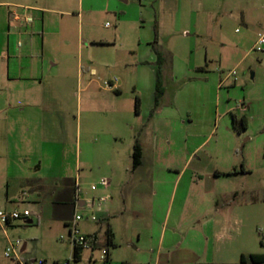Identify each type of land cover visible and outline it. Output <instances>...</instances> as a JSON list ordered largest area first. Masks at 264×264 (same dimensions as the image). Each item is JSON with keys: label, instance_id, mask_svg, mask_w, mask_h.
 <instances>
[{"label": "rangeland", "instance_id": "obj_1", "mask_svg": "<svg viewBox=\"0 0 264 264\" xmlns=\"http://www.w3.org/2000/svg\"><path fill=\"white\" fill-rule=\"evenodd\" d=\"M117 4L110 8L125 9ZM84 5L103 9L106 2ZM144 8L142 16L139 9L120 14L123 38L149 34L154 48L160 33L157 48L171 57L162 115L142 126L144 167L134 175L126 173L136 133L130 130L138 123L136 97L152 107L151 68L115 65L124 58L122 41L116 49L86 45L81 55L76 17L48 15L42 25L30 12L31 35L20 41L25 50L32 46L35 61L32 126L13 133L0 123V210L31 216L7 235L0 228V264H104L106 249L108 264H238L243 254H264V0H158ZM243 12L255 14L251 27L239 21ZM83 22L106 38L117 26L105 12L85 14ZM115 79L119 97L106 87ZM232 113L247 117V130L234 126ZM112 160L130 183L118 176L104 194L114 205V245L106 243V223L80 212L79 230L96 233L99 244L75 262L65 226L72 219L59 218L55 190L69 179L95 193L92 185L111 179ZM23 178L42 179L44 187L32 189ZM8 238L21 242L17 259L5 256Z\"/></svg>", "mask_w": 264, "mask_h": 264}, {"label": "crops", "instance_id": "obj_2", "mask_svg": "<svg viewBox=\"0 0 264 264\" xmlns=\"http://www.w3.org/2000/svg\"><path fill=\"white\" fill-rule=\"evenodd\" d=\"M118 3L117 5H123L125 6V9H122L123 7H119V11L116 7L115 10L111 9L110 3L111 2ZM158 0H105L106 7L103 9H94V7H86L84 5V0H0V24L3 22L2 26H0V123L3 125L5 124L7 128L9 127L10 131L13 133H18L19 131L23 130L24 126H29L31 129V121H32V114L29 113V107H30V101L34 98V89L32 86V83H34L35 79V61L32 54L29 55V52L31 49L25 50L23 45L21 44L20 38L23 36H29L31 35V31L29 29L32 28L34 22L32 24H26L24 21L22 22H15L12 20V14L15 13H23L24 9H29L30 12H33L35 14L40 15L42 25H44L45 20L47 19L48 15H61L65 17H76L80 22L79 27V40H78V48L82 55V52L87 47H108L112 49H116L118 43H121L122 41V47H123V61H118L115 65H123L126 68L129 66H137L138 68H141L142 66L148 65V67L151 68L150 74L151 78L154 79L156 84V78H157V70H158V56L152 47V42L154 40V36L149 37V34L147 36H134L132 38V35L128 38H123L122 32L120 30V25L123 23L122 17H120V14H127V10H136V13L138 12V9L140 7L144 8L146 4L154 3ZM167 1V0H162ZM139 9V10H140ZM145 9V8H144ZM141 16L144 15L142 10ZM98 12H105L108 13L111 16L113 15L115 17L117 26L115 28V33L112 36V38H106L102 35H99L95 28L90 24L87 29H84V16H91L92 14L98 13ZM135 13V12H134ZM252 14V13H251ZM255 19V14L247 15L246 13H242L239 16V21L245 25L246 27H251L252 20ZM66 27V28H65ZM54 33V32H52ZM59 35L62 34V36L67 35V25L63 24L59 26ZM142 34V33H140ZM63 38V37H62ZM124 39V41H123ZM3 41V42H1ZM136 41V44L134 42ZM160 41V33L158 34V46ZM32 45V41H31ZM90 49V48H88ZM113 51V50H112ZM120 53V52H119ZM163 53V52H162ZM170 53L166 55V53L162 54V77L164 73L166 72V69L164 67L169 63V56ZM172 55V54H171ZM169 56V58H168ZM82 59V58H81ZM27 62V64L25 63ZM54 65V64H53ZM55 66V65H54ZM170 65H168L169 68ZM199 70L204 71L205 69L200 68ZM168 71V70H167ZM87 72H89L90 77H96L98 75L96 69H88ZM83 71H81V76H83ZM140 76V75H139ZM113 82V80H111ZM153 82V81H152ZM118 83V82H117ZM114 84V88L111 91H114L117 94V97L122 96V89L121 86H118V84ZM109 90V92H111ZM156 93V92H155ZM165 97L162 96L161 100L159 101L158 107H155V94H153L152 97V107H147V109L143 108V101L140 100V114L136 116L138 117V123L141 121L142 123L136 124V127H131V132L136 131V133H132V141L133 146L135 143L136 138L138 137L140 140V143L143 148V161L142 165L135 171L132 170V162L131 167L129 169H126V173L131 174H137L141 169L144 167V159H145V145H144V130L142 129V126L144 125V122H152L155 121V118L159 116L162 113H159V108L161 105V101ZM138 98V97H136ZM136 101V99H135ZM148 113V115H147ZM162 115V114H161ZM167 120V118H166ZM142 124V125H141ZM29 129V131H30ZM120 137H113L115 140H119ZM157 146L155 142V147ZM131 161H132V155H131ZM109 166H113L114 170L113 173L109 174L108 179L112 186V181L116 180L119 176L120 179H122L123 186L130 184L127 179V174H120L121 172L117 168L116 161L112 160L108 162ZM107 179V178H101ZM24 184H30L33 181L36 180H42V179H32V178H23ZM76 184H79V182H76ZM37 189L36 186H33L32 189ZM64 188H57L55 190L56 194L55 197L60 198V200L57 202L54 201V208L57 210L59 218H64L66 215L67 207H65L66 203H68L67 200L62 199ZM108 190H103L102 188L96 191L95 193H90L89 191H83L82 194V200H90V199H98L101 196H105V192ZM92 194V195H90ZM88 196H91V198L87 199ZM75 197V196H74ZM6 200L11 201L8 197V190L6 191ZM99 212H101L100 216L102 217V220L99 222V224L106 223L107 227L110 226L111 230L113 231L114 235V229L111 226V219L114 216V205L110 204L109 202L105 203L101 206V208H97ZM16 210V209H15ZM71 219V216L69 215V218ZM104 219H107L105 221ZM15 227V224L13 225ZM11 227V228H13ZM6 234V233H5ZM97 235L96 233H94ZM7 235V234H6ZM98 236V235H97ZM99 239V236H98ZM214 263V262H209Z\"/></svg>", "mask_w": 264, "mask_h": 264}, {"label": "built area", "instance_id": "obj_3", "mask_svg": "<svg viewBox=\"0 0 264 264\" xmlns=\"http://www.w3.org/2000/svg\"><path fill=\"white\" fill-rule=\"evenodd\" d=\"M12 20L15 22H22L24 21L26 24H32L34 22V18L30 13L29 9H24L23 13H15L12 14ZM259 45L264 46V35L258 41ZM118 82L117 79L113 80V82L106 83V87L109 89L114 88V84ZM104 190H109L111 183L108 179H102L98 183V185H92L91 191L96 192L100 188ZM81 187L80 184H76V193H75V212L71 222L68 225V238L71 242L72 249L74 248H82L84 252L86 250H93V248L97 244V240L95 238V234L88 235L82 234L79 230L78 224L84 220V216L80 214V212H87L90 213L91 221L95 223H99L102 220L100 216L101 212L98 211L97 208H101L102 205L107 203L110 199V196H101L98 199H90V200H82L80 198ZM31 216V213L28 210H24L23 212L19 211H2L0 210V228L7 234V229L14 225L16 221L24 220L26 221ZM63 240L64 237H61ZM21 246L20 241H11L8 238V246L5 252V256L7 258H14L17 259V250ZM105 256L104 260L107 257L109 251L106 249L104 251ZM40 264H47L45 261H41ZM58 264V263H55ZM65 264H70L67 262Z\"/></svg>", "mask_w": 264, "mask_h": 264}, {"label": "trees", "instance_id": "obj_4", "mask_svg": "<svg viewBox=\"0 0 264 264\" xmlns=\"http://www.w3.org/2000/svg\"><path fill=\"white\" fill-rule=\"evenodd\" d=\"M158 44V33L156 34V39L154 41V50L158 56V70H157V78H156V94H155V107H158L159 101L161 100L162 96L164 95V89H163V80H162V54L157 48ZM135 112L137 115L140 114V99L136 98L135 101ZM232 121L234 126L238 130H247L248 129V119L246 116L239 117L238 115L232 113ZM143 161V148L140 143L139 138L137 137L133 146V153H132V170H137L141 165ZM32 186H36L37 189H43V180H36L31 183ZM43 186V187H42ZM65 189L63 192L62 199H65L68 201L66 203L65 207H67L66 213H68V216H71V219L73 218L74 212H75V193H76V182H72L69 179H65L63 181L62 189ZM53 190V189H52ZM57 205V202L55 203ZM29 218L26 220L28 221ZM107 221V219H104ZM70 222L65 221V226L68 228ZM13 227L11 225L9 228ZM97 244L93 248L95 250L99 244V239L97 235H94ZM114 233L111 230L110 226L107 227L106 231V243L108 246L114 245ZM108 250V249H107ZM109 251V250H108ZM84 250L82 248H74L73 249V261L79 262L82 260ZM109 263V253L107 257L105 258L104 264ZM195 264H215V263H195ZM238 264H264V254H249V255H241L240 262Z\"/></svg>", "mask_w": 264, "mask_h": 264}, {"label": "water", "instance_id": "obj_5", "mask_svg": "<svg viewBox=\"0 0 264 264\" xmlns=\"http://www.w3.org/2000/svg\"><path fill=\"white\" fill-rule=\"evenodd\" d=\"M252 78H254V74H252Z\"/></svg>", "mask_w": 264, "mask_h": 264}]
</instances>
